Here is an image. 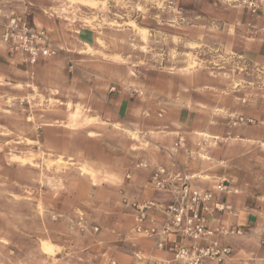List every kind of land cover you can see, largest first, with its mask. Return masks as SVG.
I'll list each match as a JSON object with an SVG mask.
<instances>
[{
	"label": "rangeland",
	"instance_id": "obj_1",
	"mask_svg": "<svg viewBox=\"0 0 264 264\" xmlns=\"http://www.w3.org/2000/svg\"><path fill=\"white\" fill-rule=\"evenodd\" d=\"M236 10L229 0H0L1 43L14 15L55 49L23 62L30 87L0 94V264L79 263L80 248L123 223L133 194L123 181L144 170L143 141L92 114L112 113L108 94L142 99L172 74L224 73L234 84ZM55 242L66 247L58 256Z\"/></svg>",
	"mask_w": 264,
	"mask_h": 264
},
{
	"label": "crops",
	"instance_id": "obj_2",
	"mask_svg": "<svg viewBox=\"0 0 264 264\" xmlns=\"http://www.w3.org/2000/svg\"><path fill=\"white\" fill-rule=\"evenodd\" d=\"M234 13L229 26L236 30L235 56L242 71L235 75L234 84L224 73L219 77L205 71L172 74L168 86L156 83L145 90L147 96L142 99L125 100L120 94H108L104 102L112 113L102 110L92 114L106 124L122 121L143 141L138 156L148 167L131 169L133 175L123 181L122 189L133 194H128L132 199L125 201L133 202L136 197L168 204L171 194L149 191V177L157 166L183 173L192 185L212 193L207 227L214 232L219 249L226 253L219 261L208 258L200 264H264V17L251 16L242 9ZM23 62L21 54L8 55L0 42V94L8 86H31L26 80L29 67ZM179 138L183 142L175 146ZM220 182L226 189L223 192L216 190ZM91 199L100 202L98 195ZM152 214L157 222L162 219L159 210L154 209ZM119 215L122 224L112 223L105 233L96 235L93 244L77 248L80 262L76 264L171 262V254L157 250L153 239L132 235L131 210ZM169 240L173 243L179 239L170 236ZM53 245L59 249L55 256L66 250L60 242ZM64 260L61 257L60 264Z\"/></svg>",
	"mask_w": 264,
	"mask_h": 264
},
{
	"label": "built area",
	"instance_id": "obj_3",
	"mask_svg": "<svg viewBox=\"0 0 264 264\" xmlns=\"http://www.w3.org/2000/svg\"><path fill=\"white\" fill-rule=\"evenodd\" d=\"M229 1L251 16L264 17V0ZM1 40L9 51L22 54L28 65H35L38 60L55 54V49L43 30L30 28L14 15L5 24ZM182 142L179 138L175 146ZM139 167L146 169L148 165L140 163ZM148 182L155 192L171 194V199L168 204L151 200L128 203L133 218L132 235L153 239L157 250H167L171 254L169 264H200L203 259L208 258L219 261L220 255L226 253V250L219 249L218 242L213 237L214 232L207 227L206 218L212 193L192 185L187 175L160 166L153 168ZM216 190L223 192L226 189L220 182ZM154 209L162 213L159 222L152 214ZM170 236H176L179 240L170 243ZM207 239L210 241L206 243ZM199 240H204L205 244L198 245ZM184 241L193 244L187 245Z\"/></svg>",
	"mask_w": 264,
	"mask_h": 264
}]
</instances>
